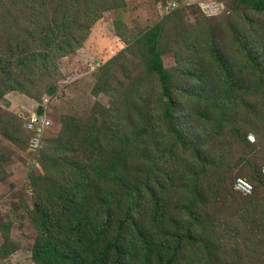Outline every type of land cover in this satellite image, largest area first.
Returning a JSON list of instances; mask_svg holds the SVG:
<instances>
[{
  "label": "rangeland",
  "instance_id": "374dc122",
  "mask_svg": "<svg viewBox=\"0 0 264 264\" xmlns=\"http://www.w3.org/2000/svg\"><path fill=\"white\" fill-rule=\"evenodd\" d=\"M127 1L125 8L119 1L122 9L104 14L110 20L108 28L99 23L82 49L59 61L61 73L56 76L54 91L51 92L52 84H43L41 93L29 96L36 105H47L52 129L39 152L28 151L25 135L20 143L11 145L14 154L5 162L6 176L0 180V264H38L33 259L38 230L31 214L39 189L45 185L43 176L49 173V146L63 132L65 115L84 120L83 126L89 124V128L95 124L96 135L105 126L115 125L117 134L109 130L99 138L104 152L123 138L120 134L125 136V129L135 139L125 173L138 171L134 175L140 180H145L149 172L160 174L169 201L168 214L149 224L155 233L166 236L167 231L184 227L178 207L188 189L196 185L201 207L197 225L202 237L199 242L184 243L181 264H264V214L243 209L249 194L235 187L236 179L244 177L256 190L258 185L249 170L258 168L260 173L259 168H264V131L255 128L257 124L264 129V114L257 117L250 105L253 102L256 107L264 106V97L248 93L254 79L239 84L242 92L234 91L212 58L216 47L238 73L254 58L247 57L248 45L254 53L261 48L264 56V20L237 0H221L229 14L218 18H208L196 7H181L166 15L161 4L168 0ZM157 24L163 29V60L173 78L177 103L173 123L165 122L158 114L147 122L127 112L132 104L140 106L152 101L154 106L159 98L160 83L150 71L143 44L145 33ZM116 36L123 42L120 50L115 42L121 40L112 41ZM104 71H110L107 83L102 79ZM261 81L264 84V78ZM201 93L209 95L215 104L224 102L228 109L223 119L207 117L206 108H200L203 101L193 97ZM9 94L14 95L9 97L14 106L4 98L1 106L10 113L24 119L35 111L33 102L21 104L16 91ZM240 129L256 140L252 142L247 136V145L243 144L236 137ZM205 163L209 166L202 173ZM104 173L99 171L94 178H101L104 184ZM224 179L229 181L227 189L218 190ZM159 193L163 195L160 190ZM139 250V262L144 264L148 251L142 242Z\"/></svg>",
  "mask_w": 264,
  "mask_h": 264
},
{
  "label": "trees",
  "instance_id": "16d2710c",
  "mask_svg": "<svg viewBox=\"0 0 264 264\" xmlns=\"http://www.w3.org/2000/svg\"><path fill=\"white\" fill-rule=\"evenodd\" d=\"M119 1L125 8V0H0V136L8 141L0 138V180L6 176L5 162L14 154L11 145L20 143L22 135L27 137L28 151L35 153L42 149L35 146L34 140L37 139L26 128L27 116L23 119L4 109L2 99L13 91L33 97L41 93L43 84H52L51 92L54 91L56 76L61 73L59 61L82 49L104 14L122 9ZM237 2L264 20V0ZM228 14L229 10H226L211 18ZM162 31L161 25L157 24L143 37L150 71L160 83L159 98L154 106L152 101L140 106L132 104L127 112L147 122L158 114L165 122L173 123L177 103L173 97V78L163 60ZM260 50L257 48L254 53L248 45L247 57L252 55L254 58L249 59L238 73L216 47L212 58L227 83L235 87L234 91L242 92L243 87L239 84L254 79L248 93L264 97L261 81L264 78V56ZM104 74L102 79L107 83L110 71H104ZM187 74L195 76L194 73ZM193 97L196 101H203L200 108H206L203 110L207 117L218 121L223 119L222 115L228 109L224 102L215 104L205 93ZM250 105L257 117L264 114V106L256 107L253 102ZM38 112H43V107H39ZM83 123L80 118L65 115L63 132L49 146L51 154L46 161L49 173L43 176L45 185L39 189L31 214L38 230L34 261L38 264H140L139 244L142 242L143 249L148 251L144 264H181L184 243L190 240L199 242L202 237L197 225L201 207L196 185L188 189L186 199L178 207L184 227L167 231L166 236L155 233L149 224L156 223L169 212L161 175L149 172L145 180H140L135 176L138 171L125 173L132 160L130 148L135 140L126 129L125 136L120 134L123 138L114 141L104 152L99 138L109 130L117 134L115 125L105 126L101 134L96 135L95 124L89 128V124L86 127ZM255 128L264 131L257 124ZM51 129L47 130L44 142ZM236 134L247 145V131L240 129ZM208 166V163L204 164L202 173H206ZM102 170L105 171L104 184L101 178H94ZM257 170L254 167L249 170L258 186L242 208L260 210L264 214V168H259L260 173ZM228 184V180H222L218 190L227 189ZM200 190L203 192L202 188ZM182 214L189 216V221ZM255 218L260 220L257 216Z\"/></svg>",
  "mask_w": 264,
  "mask_h": 264
},
{
  "label": "built area",
  "instance_id": "2783aa9c",
  "mask_svg": "<svg viewBox=\"0 0 264 264\" xmlns=\"http://www.w3.org/2000/svg\"><path fill=\"white\" fill-rule=\"evenodd\" d=\"M163 11L165 14H170L181 7H196L206 17H216L222 15L228 7L220 0H169L166 3H162ZM44 101H48V97L44 98ZM26 128L34 133V140L36 147H42L44 136L47 130L52 126V120L47 110L45 109L42 113L38 111H32L26 117ZM250 141H255L253 135H249ZM235 187L238 191L243 194H251L253 192L252 183L244 178L239 177L236 179Z\"/></svg>",
  "mask_w": 264,
  "mask_h": 264
},
{
  "label": "crops",
  "instance_id": "0c3cea01",
  "mask_svg": "<svg viewBox=\"0 0 264 264\" xmlns=\"http://www.w3.org/2000/svg\"><path fill=\"white\" fill-rule=\"evenodd\" d=\"M126 1V5H127V0H125ZM141 17H142V19H143V15H141ZM101 22H103L104 24H105V26H106V28H108V25H109V23H110V20L109 19H107V17H103V19L102 20H100L94 27H93V31L91 32V35L92 34H94L93 32H94V29L98 26V24L99 23H101ZM91 35H90V37H91ZM90 37H89V39H90ZM88 39V40H89ZM87 40V41H88ZM120 41V39L117 37L116 39H114V40H112V41ZM122 41H120V43L119 42H115V44H116V49H122L120 46L122 45ZM14 92V91H13ZM13 92H10V93H13ZM17 94H18V96L17 97H19L20 98V100H19V103H21V104H25V105H28L30 102H33V103H31V104H33L34 106H36V104H35V101L32 99V98H30L29 96H27V95H25V94H22V93H20V92H16ZM9 93H7L5 96H4V99H6L7 100V103L10 105V106H14L13 105V100H11V99H9V97H12V96H14L13 94H9ZM8 95V96H7ZM4 99H2V100H4Z\"/></svg>",
  "mask_w": 264,
  "mask_h": 264
},
{
  "label": "clouds",
  "instance_id": "9594fccd",
  "mask_svg": "<svg viewBox=\"0 0 264 264\" xmlns=\"http://www.w3.org/2000/svg\"><path fill=\"white\" fill-rule=\"evenodd\" d=\"M169 1V0H168ZM163 8V5H161V9ZM167 15V14H166ZM45 97H47V96H44V98ZM44 98H43V100H44ZM45 102V101H44ZM35 104H36V101H35ZM46 104H41V105H36V108H35V110L36 111H39V107H43V111L46 109ZM42 113V112H41ZM248 139H249V135H248ZM256 140V139H255ZM253 142V141H252ZM236 182V181H235Z\"/></svg>",
  "mask_w": 264,
  "mask_h": 264
}]
</instances>
